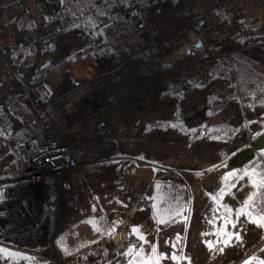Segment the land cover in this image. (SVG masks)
Masks as SVG:
<instances>
[{
  "label": "rangeland",
  "instance_id": "rangeland-1",
  "mask_svg": "<svg viewBox=\"0 0 264 264\" xmlns=\"http://www.w3.org/2000/svg\"><path fill=\"white\" fill-rule=\"evenodd\" d=\"M133 5L148 30L129 50L77 53ZM36 37L39 64L71 93L49 109L53 127L89 161L64 173L39 249L5 231L0 264H70L95 243L106 264H264V151L249 153L264 127V0H0V52L14 60ZM3 80L19 89L0 68Z\"/></svg>",
  "mask_w": 264,
  "mask_h": 264
},
{
  "label": "built area",
  "instance_id": "built-area-1",
  "mask_svg": "<svg viewBox=\"0 0 264 264\" xmlns=\"http://www.w3.org/2000/svg\"><path fill=\"white\" fill-rule=\"evenodd\" d=\"M122 14L96 25L88 47L77 53L110 45L117 53L129 50L137 33L147 31L148 26L138 5L127 7ZM36 38V43L24 46L22 55L14 60L0 52V68L7 78L12 77L19 84L15 90L12 82L3 80L0 88V160L6 154L14 158L13 168L0 183V236L14 229L15 234L27 237L21 245L14 246L31 254L41 246V226L55 224L64 173L89 161L77 140L53 127L49 109L61 107L71 93L61 91L46 73L40 75L36 54L40 41ZM219 80L228 88L235 85L231 72H220ZM135 140L134 135L122 137L123 143ZM5 193L11 194L9 199ZM103 249V244L95 243L63 258L70 264H106Z\"/></svg>",
  "mask_w": 264,
  "mask_h": 264
},
{
  "label": "water",
  "instance_id": "water-1",
  "mask_svg": "<svg viewBox=\"0 0 264 264\" xmlns=\"http://www.w3.org/2000/svg\"><path fill=\"white\" fill-rule=\"evenodd\" d=\"M202 46L201 40H198V43L194 45L196 49H200ZM52 62L48 61L45 62L44 64L40 65L38 67V71L40 75H43L46 73L50 67H52ZM105 126V122H102L98 125L97 131H102ZM264 151V127L259 131L258 137L255 139V141L252 144V149L249 153H254V152H263Z\"/></svg>",
  "mask_w": 264,
  "mask_h": 264
},
{
  "label": "trees",
  "instance_id": "trees-1",
  "mask_svg": "<svg viewBox=\"0 0 264 264\" xmlns=\"http://www.w3.org/2000/svg\"><path fill=\"white\" fill-rule=\"evenodd\" d=\"M247 72H241V74H239L240 78L239 80L241 81V84L243 87H246V85L248 84L249 78H247ZM229 129V128H227ZM256 168H260L264 170V163L260 162L258 165H255Z\"/></svg>",
  "mask_w": 264,
  "mask_h": 264
},
{
  "label": "crops",
  "instance_id": "crops-1",
  "mask_svg": "<svg viewBox=\"0 0 264 264\" xmlns=\"http://www.w3.org/2000/svg\"><path fill=\"white\" fill-rule=\"evenodd\" d=\"M92 60H90V62H91ZM92 62H94V61H92ZM67 64V63H66ZM94 65H95V62H94ZM66 66V68L65 69H67V66H68V68H69V64H67V65H65ZM51 78V81L52 82H56V80L54 79V78H52V77H50ZM53 79V80H52ZM10 156V155H9ZM13 168V167H12ZM11 170H9L7 173H6V175H5V177H4V179L2 180L3 182H4V180L6 179V176H7V174L10 172ZM2 181H0V183L2 182ZM5 195L6 196H4L5 198H7V199H9L10 198V196H11V194H8V193H5ZM4 200V199H3ZM2 200V201H3Z\"/></svg>",
  "mask_w": 264,
  "mask_h": 264
},
{
  "label": "bare ground",
  "instance_id": "bare-ground-1",
  "mask_svg": "<svg viewBox=\"0 0 264 264\" xmlns=\"http://www.w3.org/2000/svg\"><path fill=\"white\" fill-rule=\"evenodd\" d=\"M140 32H142V31H139L138 33H140ZM138 33H137V35H138Z\"/></svg>",
  "mask_w": 264,
  "mask_h": 264
}]
</instances>
